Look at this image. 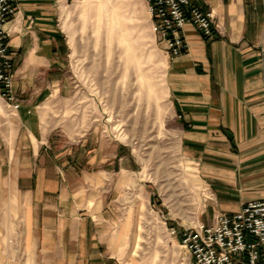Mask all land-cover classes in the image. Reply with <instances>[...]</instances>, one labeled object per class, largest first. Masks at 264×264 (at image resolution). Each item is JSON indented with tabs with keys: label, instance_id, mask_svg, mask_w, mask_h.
I'll list each match as a JSON object with an SVG mask.
<instances>
[{
	"label": "crops",
	"instance_id": "1",
	"mask_svg": "<svg viewBox=\"0 0 264 264\" xmlns=\"http://www.w3.org/2000/svg\"><path fill=\"white\" fill-rule=\"evenodd\" d=\"M62 1L19 0L7 26L20 106L0 90V264H109L101 252L131 229L107 208L137 167L132 153L112 145L106 159L102 144L72 141L58 150L45 116L67 83ZM202 4L219 28L208 38L188 23L189 49L169 59L167 78L182 150L210 192L199 221L210 223L264 198V0Z\"/></svg>",
	"mask_w": 264,
	"mask_h": 264
},
{
	"label": "rangeland",
	"instance_id": "2",
	"mask_svg": "<svg viewBox=\"0 0 264 264\" xmlns=\"http://www.w3.org/2000/svg\"><path fill=\"white\" fill-rule=\"evenodd\" d=\"M59 9L67 83L45 111L55 147L102 144L108 159L119 145L137 165L123 172L122 190L107 208L117 224L131 223L126 243L101 253L114 256L109 264H189L171 228L202 220L210 192L202 166L182 150L169 57L146 0H63Z\"/></svg>",
	"mask_w": 264,
	"mask_h": 264
},
{
	"label": "built area",
	"instance_id": "3",
	"mask_svg": "<svg viewBox=\"0 0 264 264\" xmlns=\"http://www.w3.org/2000/svg\"><path fill=\"white\" fill-rule=\"evenodd\" d=\"M19 0H0V90L13 109L20 106L14 92V53L8 23L17 14ZM152 31L169 59L186 53L184 34L188 23L205 37H214L219 23L202 0H146ZM187 251L189 264H264V198L251 200L234 213L219 212L212 222L198 221L191 227H172Z\"/></svg>",
	"mask_w": 264,
	"mask_h": 264
}]
</instances>
